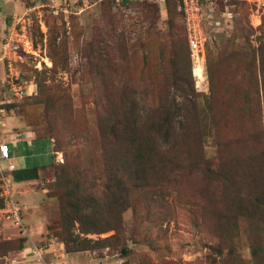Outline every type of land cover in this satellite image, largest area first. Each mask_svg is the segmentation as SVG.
I'll return each instance as SVG.
<instances>
[{
    "label": "rangeland",
    "instance_id": "374dc122",
    "mask_svg": "<svg viewBox=\"0 0 264 264\" xmlns=\"http://www.w3.org/2000/svg\"><path fill=\"white\" fill-rule=\"evenodd\" d=\"M165 3L168 15L154 0H0V49L11 28L32 46L14 85L0 62V139L31 131L49 141L55 160L27 186H12L30 238L0 215V264H25L22 252L31 243L64 247L69 264H264V210H252L249 218L239 204L250 201L248 185L258 187L254 176L247 177L250 168L264 162V0H205L199 64L184 39L180 0ZM125 87L148 106L165 96L195 101L201 149L178 147L165 168L155 165L156 179L131 194L119 232L83 234L76 223L73 231L92 243L69 253L63 213L68 192L82 203H92L95 190L104 192L102 106ZM19 88L22 96L14 94ZM185 111L194 113V106ZM16 147L23 153L26 145ZM32 147L44 153L41 143ZM198 154L213 169L232 174L230 187L225 176L206 174ZM176 160L183 171H174ZM2 167L7 172L5 162ZM227 188L234 192L232 206L222 204ZM1 193L0 178V206ZM103 203L92 218L99 228L114 224L107 211L111 198Z\"/></svg>",
    "mask_w": 264,
    "mask_h": 264
},
{
    "label": "trees",
    "instance_id": "16d2710c",
    "mask_svg": "<svg viewBox=\"0 0 264 264\" xmlns=\"http://www.w3.org/2000/svg\"><path fill=\"white\" fill-rule=\"evenodd\" d=\"M169 12L167 9L166 15ZM182 15L184 39L189 48L183 12ZM174 42L181 44L180 37H175ZM138 97L137 92L128 87H125V92L120 93L118 96L105 97L99 128L104 152L107 185L103 190L104 192L100 193L99 190H95L90 194L92 203H82L75 200L73 191L68 192V204L63 208L66 209L63 213L65 215V227L67 228L64 240L69 253L86 250L88 243H92L91 240L82 239L73 231L76 223L80 225L78 230L83 234L119 232L121 229V226H119L121 215L131 206V194L135 191L146 190L150 187V183L156 179L158 174L155 165H163L162 167L165 168L168 165L167 160L170 159V153L178 147H192L194 145L195 148L201 149L204 133L199 123V116L197 112L195 113V101H191L186 97L179 101L175 97L165 96L160 98L156 105L148 106ZM189 104L194 106V113L185 111ZM37 139L41 141L46 138L37 137ZM255 141L257 144L261 143V133L255 134ZM198 157L201 158L202 155L199 156L198 154ZM52 158V162L48 166L45 165V167L55 165L53 155ZM202 159L206 165V174L212 179L216 178V180H221L225 176L223 180L230 187L232 174L226 175V172H220V169L217 171L211 167L208 160L203 157ZM176 162L179 166L174 171H183L180 162L177 160ZM262 165L263 167L257 166L259 172L254 171L257 167L253 166L250 168L252 169L251 172L247 175L248 178L251 175L254 176L252 182L258 186L248 185L249 188L253 189V193L247 194L248 199L251 197L250 201L248 204L243 201L239 202V204L246 206L245 208L240 206V211L243 215H248L249 218L254 217L252 216V210H264V179H262L264 178V162H262ZM37 172L38 168H34V174H37ZM163 172H165V169L159 173ZM259 173L260 175H258ZM63 174L66 176L64 171ZM233 193L232 189H226V193L223 195L226 200L222 202L223 205L232 206L231 194ZM106 196L112 200V204L107 206V211L114 216V224L99 228L92 218L99 217L101 214L100 208L106 207L103 203ZM3 206L4 201L2 198L0 208ZM88 224L91 225L89 230L85 228ZM113 239L114 236H111L99 240L97 243L105 244ZM257 255L258 252L256 257H258Z\"/></svg>",
    "mask_w": 264,
    "mask_h": 264
},
{
    "label": "built area",
    "instance_id": "2783aa9c",
    "mask_svg": "<svg viewBox=\"0 0 264 264\" xmlns=\"http://www.w3.org/2000/svg\"><path fill=\"white\" fill-rule=\"evenodd\" d=\"M204 1L205 0H180L179 9L185 17V27L190 51L194 60L199 58V54L204 48ZM32 49L25 34L11 28L4 35L0 49V62H2L6 76L10 83L14 85L20 79L18 64L23 58V54ZM14 90V88H13ZM16 96H22L23 90L15 92ZM2 162L7 165V172L2 167ZM16 166L11 163L10 145L0 139V178L2 181V198L4 206L0 208V215L11 221L22 233L24 237L30 238V231L23 219V209L17 200L13 190L12 174ZM22 262L25 264H69L66 260L64 247L59 250H52V245H42L31 243L22 252Z\"/></svg>",
    "mask_w": 264,
    "mask_h": 264
},
{
    "label": "crops",
    "instance_id": "0c3cea01",
    "mask_svg": "<svg viewBox=\"0 0 264 264\" xmlns=\"http://www.w3.org/2000/svg\"><path fill=\"white\" fill-rule=\"evenodd\" d=\"M124 3H129L132 0H117ZM160 5L163 15H166L167 6L165 0H154ZM25 135L24 138H18L17 133H9L6 135V142L10 145L11 150V163L16 166L15 172L12 174V179L14 182V187H25L33 181L34 178V168H41L48 166L47 156L52 157V146L48 144V140L44 139L39 141L35 134L31 131H23ZM41 143V146H45L44 153L35 154V151L32 149L33 143ZM23 144L26 145L23 153H18L17 145ZM43 154V155H42ZM45 155V156H44ZM53 159V158H52Z\"/></svg>",
    "mask_w": 264,
    "mask_h": 264
},
{
    "label": "bare ground",
    "instance_id": "6f19581e",
    "mask_svg": "<svg viewBox=\"0 0 264 264\" xmlns=\"http://www.w3.org/2000/svg\"><path fill=\"white\" fill-rule=\"evenodd\" d=\"M202 53V51H201ZM201 53L199 54V58L196 60V63L199 64L200 62H202L204 60V57L201 55Z\"/></svg>",
    "mask_w": 264,
    "mask_h": 264
}]
</instances>
